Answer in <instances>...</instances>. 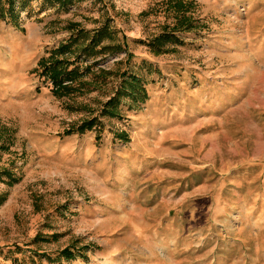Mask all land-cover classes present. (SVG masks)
Segmentation results:
<instances>
[{
    "label": "rangeland",
    "instance_id": "obj_1",
    "mask_svg": "<svg viewBox=\"0 0 264 264\" xmlns=\"http://www.w3.org/2000/svg\"><path fill=\"white\" fill-rule=\"evenodd\" d=\"M181 15L191 29L150 47ZM105 27L108 49L55 95L41 62ZM124 76L146 99L112 108ZM130 150L159 162L109 160ZM132 188L148 211L170 197L172 263L264 264V0H31L0 16V264H142Z\"/></svg>",
    "mask_w": 264,
    "mask_h": 264
},
{
    "label": "trees",
    "instance_id": "obj_2",
    "mask_svg": "<svg viewBox=\"0 0 264 264\" xmlns=\"http://www.w3.org/2000/svg\"><path fill=\"white\" fill-rule=\"evenodd\" d=\"M31 0H5L7 8L4 7V3L0 0V16L9 15L10 17H17L20 12H22ZM43 3L48 5H57L59 7L65 8L73 3V0H42ZM191 19L185 17L184 15L178 16L176 18V24L169 28L166 26L164 31L152 42L148 43L150 47L160 48L166 43L178 42L177 33H181L184 30L191 29ZM110 33L107 27L100 28L94 32H86L82 29L74 31V34L70 37L68 42H63L58 48L51 52L48 62L42 61L40 67L41 75L46 78L53 85V93L58 97L68 95L74 91L73 86L64 85V83L69 82L73 85L82 75L80 74V66L77 65V60L79 57L83 56L85 58L94 57L97 53H103L104 50L108 49V46L100 45L105 37H109ZM81 45V46H80ZM77 48L78 54L76 55L74 61L70 62L68 59L60 58L72 50L73 47ZM99 49L100 52H96ZM89 67H86L88 69ZM125 95L132 97L133 99L145 100L146 94L144 89L140 85V80L136 77L126 78L120 83V87L117 89L115 98L108 102V105L115 108L119 102L120 97ZM94 120H87L83 122L80 131L91 129L94 125ZM70 133V132H67ZM1 201V199H0ZM61 257L64 259H72L73 254L70 253L68 249H63L60 252Z\"/></svg>",
    "mask_w": 264,
    "mask_h": 264
},
{
    "label": "crops",
    "instance_id": "obj_3",
    "mask_svg": "<svg viewBox=\"0 0 264 264\" xmlns=\"http://www.w3.org/2000/svg\"><path fill=\"white\" fill-rule=\"evenodd\" d=\"M146 131H140L142 137H146ZM112 163L114 162L115 165L117 162H121V164H117V166H122L123 168L131 163H144L146 164L148 161H151L152 164L159 162L158 159L154 160L153 154H147L143 153V155H140L138 153H135V150L126 151V153L119 157V155L112 154ZM99 161H101L99 159ZM104 161H106L104 159ZM138 161V162H137ZM134 187V186H133ZM138 188L139 186H135ZM137 189H131L132 192V200L133 202L132 207L134 209V213L136 216H138V219L142 220V222H137L134 226L135 233L137 234H145L148 236V238L145 240L146 244H144V251L145 253L139 252L138 257H130L131 259H141L143 261L142 264H174L170 260V257L168 256V251L170 244H175L173 241L177 240V238H174V240H171L169 237L165 238V235H171L179 236V232H176L175 230H172L169 226H162L161 225V219L162 218H168L170 216V213L166 211L170 210V205H166V203L170 202V197L168 194H164L165 192L162 191L160 194H156L155 198H152L153 196H149V199L151 202L153 199H155L152 203L153 208H151L149 211L146 209L147 201L143 200L144 195H142L144 192L139 191L136 192ZM142 199V200H141ZM150 202V203H151ZM162 214V216H161ZM144 222V225H143ZM139 223H142L139 225ZM190 247V246H188ZM211 250L210 255L213 253V250ZM197 252V251H196ZM113 252L110 251V254L108 255V258L112 256ZM180 255V252H178V256ZM209 255V256H210ZM208 256V257H209ZM132 261V260H131ZM127 264V263H124Z\"/></svg>",
    "mask_w": 264,
    "mask_h": 264
}]
</instances>
